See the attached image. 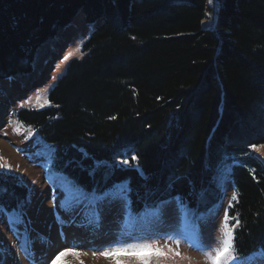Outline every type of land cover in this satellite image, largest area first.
I'll list each match as a JSON object with an SVG mask.
<instances>
[{"label": "trees", "instance_id": "obj_1", "mask_svg": "<svg viewBox=\"0 0 264 264\" xmlns=\"http://www.w3.org/2000/svg\"><path fill=\"white\" fill-rule=\"evenodd\" d=\"M216 4L204 28L206 0H0V81L31 73L37 50L81 22L47 107L16 120L54 171L87 192L119 189L130 217L171 200L206 213L231 163L227 226L242 256L264 245V161L250 150L264 143V0ZM18 203L27 187L0 174V204Z\"/></svg>", "mask_w": 264, "mask_h": 264}, {"label": "rangeland", "instance_id": "obj_2", "mask_svg": "<svg viewBox=\"0 0 264 264\" xmlns=\"http://www.w3.org/2000/svg\"><path fill=\"white\" fill-rule=\"evenodd\" d=\"M206 6L201 24L213 28L216 0H206ZM86 31L81 22L63 28L37 50L31 73L5 79L14 90L3 99L7 108L0 110V165L9 166L0 167V174L17 176L27 187L28 207L22 210V216H0V264H52L56 254L65 250L78 255L60 256L55 264H113L111 257L101 256L100 252L129 244L155 245L150 250L117 254L133 264L137 256L159 258L167 264H210L207 254H215L214 249L222 245L225 232L230 230L226 214L234 193L229 177L231 163L219 172L221 200L206 213L191 215L186 208L167 201L130 217L119 189L112 191L117 198L111 202L93 203L90 198L77 203L69 194L72 190L68 181L50 168L48 146L31 128L16 120L20 109L47 107V91L66 60L79 56L78 46ZM250 150L264 161V143ZM39 212L47 219L46 231L60 234L58 247L38 240L41 232L32 226V216ZM255 264H264V260H256Z\"/></svg>", "mask_w": 264, "mask_h": 264}, {"label": "snow or ice", "instance_id": "obj_3", "mask_svg": "<svg viewBox=\"0 0 264 264\" xmlns=\"http://www.w3.org/2000/svg\"><path fill=\"white\" fill-rule=\"evenodd\" d=\"M209 3H214V0H209ZM132 159L135 160L136 157H132ZM123 163L127 164L128 161H123ZM0 167L8 168L9 166L5 164L0 165ZM68 183L70 189L72 190L69 194L73 196L77 203H83L84 201L89 200L90 198L93 203L102 202L106 200L111 202L113 199L117 198L114 197L111 189L102 193H98L95 189H93L91 192H87L83 189L82 186H80L74 181L69 180ZM113 187L115 188L118 186L113 185ZM232 200H237V194L235 192L233 193ZM23 208L24 205L18 203L17 207L10 211L9 209L5 208L2 204H0V216H10L12 212H17L22 216ZM239 223V220H237L235 226H238ZM234 239L235 237L232 230H228L225 232L222 245L214 249L215 254L213 255L211 252L207 254V258L210 261V264H255L256 260H264V245L259 246L248 257L241 258L235 252ZM154 248V244H129L105 249L103 252H100V255L106 258L111 257L113 264H133V262L131 261L119 259L117 257V254L137 253ZM157 251L159 250L157 249ZM168 251L169 253H171L172 250L168 249ZM67 254L78 255V253L73 252L71 250L61 251L57 253L56 256L52 259V264H55V260L58 259L60 256H64ZM173 255H179V253H173ZM134 264H167V261L155 257L137 256Z\"/></svg>", "mask_w": 264, "mask_h": 264}, {"label": "bare ground", "instance_id": "obj_4", "mask_svg": "<svg viewBox=\"0 0 264 264\" xmlns=\"http://www.w3.org/2000/svg\"><path fill=\"white\" fill-rule=\"evenodd\" d=\"M12 90H14V88L10 89V81H9V83H8V80H4V81L0 82V110L1 109L4 110L7 108L2 102H4L3 99H4V97L7 96V93L9 91H12ZM44 220H47V219L44 218V215H43V213L41 214V212H39V214L37 216H35V215L32 216V223H33L32 226H34L35 228H39V231L41 232L40 236H38V240H40L43 243L44 242L49 243L48 246H50L52 248H54L55 246L58 247L59 246V240H60V238L58 236L60 234H58V232L56 230L54 232L46 231V229L44 228V225H45ZM35 233H38V232H35Z\"/></svg>", "mask_w": 264, "mask_h": 264}]
</instances>
